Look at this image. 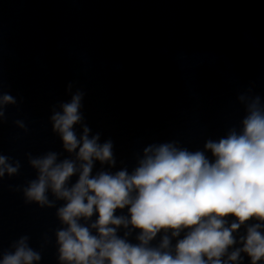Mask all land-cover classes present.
Instances as JSON below:
<instances>
[{"label": "clouds", "instance_id": "obj_1", "mask_svg": "<svg viewBox=\"0 0 264 264\" xmlns=\"http://www.w3.org/2000/svg\"><path fill=\"white\" fill-rule=\"evenodd\" d=\"M73 87L66 86L70 99L50 108L62 151L26 153L36 176L15 189L26 203L56 209L58 264H242V254L250 264H264L260 95L251 89L239 94V125L206 139L202 149L191 151L175 140L148 144L131 171L125 166L113 172L114 143L93 133L82 112L85 93ZM10 105L17 99L0 92V125ZM14 123L28 131L23 120ZM97 162L101 167L94 172ZM20 169L19 160L0 153V180ZM58 202L63 203L57 207ZM134 232L135 243L129 239ZM29 240L23 235L9 250L0 249V264H39L42 254Z\"/></svg>", "mask_w": 264, "mask_h": 264}]
</instances>
